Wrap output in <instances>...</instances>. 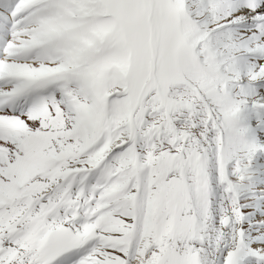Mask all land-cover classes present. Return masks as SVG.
<instances>
[{
	"label": "snow or ice",
	"instance_id": "snow-or-ice-1",
	"mask_svg": "<svg viewBox=\"0 0 264 264\" xmlns=\"http://www.w3.org/2000/svg\"><path fill=\"white\" fill-rule=\"evenodd\" d=\"M0 264H264V0H0Z\"/></svg>",
	"mask_w": 264,
	"mask_h": 264
}]
</instances>
